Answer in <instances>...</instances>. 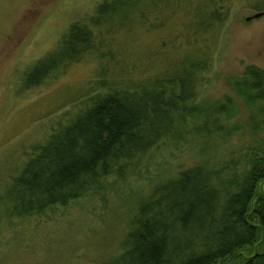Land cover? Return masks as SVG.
<instances>
[{
  "label": "trees",
  "instance_id": "obj_1",
  "mask_svg": "<svg viewBox=\"0 0 264 264\" xmlns=\"http://www.w3.org/2000/svg\"><path fill=\"white\" fill-rule=\"evenodd\" d=\"M192 1H104L73 22L22 82L28 89L40 86L82 55L103 51L105 39L121 26ZM199 1L187 32L193 40L204 37V48L186 42L192 50L168 56L160 71L144 78L133 75L139 66L117 63L118 75L104 78L100 90L87 96L88 107L31 148L0 194V221L40 217L88 195L103 197L133 177L155 149L193 140L202 160L150 187L135 203L117 255L102 264H223L256 244L261 251L244 263L264 264V197L257 196L264 183V70L247 67L236 87L253 112V129L262 134L241 154L231 142V102L200 99L211 67L207 38L225 24L228 0ZM208 2L214 8L203 11ZM249 7L264 11L256 0Z\"/></svg>",
  "mask_w": 264,
  "mask_h": 264
},
{
  "label": "rangeland",
  "instance_id": "obj_2",
  "mask_svg": "<svg viewBox=\"0 0 264 264\" xmlns=\"http://www.w3.org/2000/svg\"><path fill=\"white\" fill-rule=\"evenodd\" d=\"M104 1L108 0H0V194L31 148L88 107L87 96L100 90L104 78L110 81L118 75L117 63L128 64V68L139 66L140 72L133 75L144 78L160 71L168 56L181 57L192 50L186 42L204 48V37L193 40L187 32L200 1L162 6L156 12L149 11L147 21L137 20L110 33L103 51L82 55L81 60L73 61L40 86L25 88L23 74L56 47L73 22L91 16ZM252 1L228 0L225 24L207 38L211 67L200 93L203 101L231 102L235 126L231 142L241 154L262 136L253 129L255 122H250L252 110L236 93L247 67L264 70V15L246 22L257 14L249 7ZM256 3L264 8V0ZM205 4L203 11L214 8L212 2ZM196 146L197 142L187 140L178 147L155 149L133 177L103 197L88 195L40 217L0 221V264L108 261L120 249L135 203L179 166L199 163L202 158ZM257 196L264 197V183ZM260 251L256 244L223 264H245Z\"/></svg>",
  "mask_w": 264,
  "mask_h": 264
},
{
  "label": "water",
  "instance_id": "obj_3",
  "mask_svg": "<svg viewBox=\"0 0 264 264\" xmlns=\"http://www.w3.org/2000/svg\"><path fill=\"white\" fill-rule=\"evenodd\" d=\"M263 15H264L263 13H258V14L254 15V16L251 17V18H247V19H246V22H250V21H252V20H254V19L261 18Z\"/></svg>",
  "mask_w": 264,
  "mask_h": 264
}]
</instances>
